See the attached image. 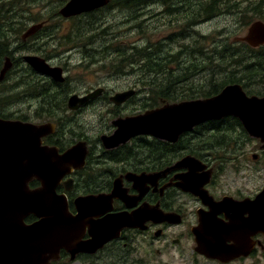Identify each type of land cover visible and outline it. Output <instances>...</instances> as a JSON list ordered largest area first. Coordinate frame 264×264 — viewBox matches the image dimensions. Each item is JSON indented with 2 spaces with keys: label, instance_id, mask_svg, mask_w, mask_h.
<instances>
[{
  "label": "water",
  "instance_id": "obj_1",
  "mask_svg": "<svg viewBox=\"0 0 264 264\" xmlns=\"http://www.w3.org/2000/svg\"><path fill=\"white\" fill-rule=\"evenodd\" d=\"M107 3L108 0H69L60 14L68 18ZM41 27L42 24L29 27L21 36L22 40ZM234 42H243L252 48L264 45V23L253 22L245 36L235 38ZM23 60L36 73L59 83L64 81L60 67H51L35 56H25ZM11 66L10 59L5 58L0 70V83ZM101 93L102 89H97L85 96L72 95L67 107L76 111ZM134 94V90L119 92L110 97V102L120 106ZM226 117L239 120L247 135L258 140L260 149L264 151V97L247 96L240 84L228 85L213 97L164 103L141 114L117 118L112 121L115 127L113 133L100 136V142L106 150L116 149L138 136L175 143L182 134L191 132L195 127ZM54 130L55 125L51 123L35 125L0 118V264H49L58 259L61 248L69 251L72 261L79 253H96L108 242L118 239L123 229L144 231V224L149 220L172 225L180 223L176 215H164L144 207L131 214L106 215L93 220L102 213L100 209L107 199L119 198L126 207L135 205L136 200L122 195L120 179L114 181L109 196L100 194L75 199L77 214L71 216L64 197L57 195L55 189L71 171L70 168L80 169L83 166L87 147L86 142L80 141L59 155L56 148L42 146V138L53 134ZM185 165L190 168V174L194 173L183 179V184L189 187L183 188L184 191L200 198L209 207L207 213L198 215V225L191 229L194 252L220 264L248 257L255 247L250 238L256 233L264 235V187L252 201L236 202L226 198L214 202L202 189L210 177L201 186L200 180L195 177L197 161L182 159L173 169ZM125 178L139 188L153 182L156 175L127 173ZM33 179L40 183V187L29 190L28 183ZM220 214L224 215L226 222L217 217ZM28 215L35 216L38 221L25 226L23 220ZM83 222L89 227L90 239L75 243L77 237L73 235ZM158 234L155 233V236ZM72 241L74 244H71ZM67 247H71L70 250Z\"/></svg>",
  "mask_w": 264,
  "mask_h": 264
},
{
  "label": "rangeland",
  "instance_id": "obj_2",
  "mask_svg": "<svg viewBox=\"0 0 264 264\" xmlns=\"http://www.w3.org/2000/svg\"><path fill=\"white\" fill-rule=\"evenodd\" d=\"M209 1L147 0L140 7L124 10L109 4L94 13V16L75 20L59 17L58 11L62 4L57 0H31L16 4L19 13L17 17L24 22L17 29L18 37L26 28L42 21L47 22L44 32L52 35L32 40L28 44L29 49L15 53L14 58L37 55L49 60L50 65L61 67L66 78L63 86L68 90L67 98L97 88H103L104 94L108 93L110 96L129 89L136 92L129 102L120 107L112 106L105 98L81 114L63 112L59 113L62 116L52 121H35L39 123L57 121L61 125L59 130L64 132V135L62 133L60 135L68 142L74 143L82 139L99 146V137L113 130L111 125L113 120L142 113L144 110L142 107L145 105L158 103V93L165 86L170 85L169 94L184 97L183 100L193 99L191 96H201L200 94L207 91L210 85L215 86L212 83L217 82L216 77L219 80L234 69L232 65H225L228 62L219 65L222 68L217 69L215 62H210L209 59L211 47L224 43L235 44L233 42L235 38L243 37L247 33V24L259 20L260 17L264 18V0H230L228 4L236 3V6L227 10L224 9L226 7H222L224 11H220L221 14H217L218 16L202 24L196 23L195 14L204 13ZM253 5H257L255 11H252ZM22 14L26 17L20 18ZM28 17L35 18L36 21H25ZM131 46L138 48L145 46L153 50L148 51L152 53L151 57L158 55L159 60L163 58L164 61H161L159 66L161 69L166 66L173 74L157 69L158 76H143V72L138 71V65L130 64L127 56L120 62L122 58L119 51L127 50L128 53ZM195 50L197 53L193 54L191 51ZM170 56L177 58L172 61ZM23 62L18 60V65L10 71L9 77L3 82V95L9 94L7 91L10 86L13 90L19 91L15 88L18 76L23 75L20 74L21 71L24 72L22 67L25 70L29 68ZM207 62L209 65H204ZM190 64L197 65L198 70L190 67ZM28 71L34 73L30 68ZM177 75H185L183 79L186 81L178 83L175 79ZM38 76L34 73L35 82H46L44 77ZM27 81H31V78ZM35 101L26 99L14 103L3 108V113L22 111L31 118L36 111L44 110L42 100ZM240 146L243 165L249 167L243 166V170L238 173L230 170L222 179V191L232 193L239 187L244 194L258 192L264 186V168L262 160L258 159L259 163L252 162L251 156L258 154L259 143L243 142ZM214 152L223 153L217 150ZM191 222L189 217L185 225L166 228L160 238H153L152 233L144 234L147 236H136L132 241H126V248L121 253L115 249L114 259H106L113 252V249H106L93 263L84 264H120L121 261L125 264H219L196 255L193 251L192 237L180 235L185 234L186 226ZM177 238L180 241L174 244L173 241ZM261 241L264 245V239ZM118 255L122 256L120 260ZM230 264H264V249L257 248L251 257Z\"/></svg>",
  "mask_w": 264,
  "mask_h": 264
},
{
  "label": "flooded vegetation",
  "instance_id": "obj_3",
  "mask_svg": "<svg viewBox=\"0 0 264 264\" xmlns=\"http://www.w3.org/2000/svg\"><path fill=\"white\" fill-rule=\"evenodd\" d=\"M7 1L12 2L13 0ZM1 6L2 0H0V7ZM103 8L82 13L76 16V18L80 19L94 16V13ZM203 14L204 17H202V13L199 14L196 23L202 24L209 19L207 13L205 14V10ZM37 38L38 37L34 35L31 40ZM91 91L92 90H89L78 95L84 96ZM104 93L105 90L102 89L100 96L89 100L78 110L71 113L81 114V112L87 108H93L101 99L107 98L110 103L111 96L108 93ZM158 102L161 104L165 103L164 100L160 98L158 99ZM69 112L70 111H67L64 114ZM60 113L62 114V112ZM205 125L206 124L202 125L201 128H198L202 130V127ZM59 129L60 128L56 129L54 134L47 135L46 137L42 138V146L56 148L57 153L61 155L75 142H68L63 136V130ZM112 131L106 135H110ZM194 131L195 129L189 134L182 135L175 143L157 140V142L161 143H157V145L151 147L153 148V151L151 152L152 158L150 159L149 154L144 151L149 150L145 146H132L126 144L113 150H106L101 144L99 146L93 145L90 142L84 140L86 142L87 152L83 166L80 169L70 168L71 171L62 178L55 189L57 195L64 197L67 205V211L71 216H76L77 214V210L74 205L75 199L86 196H97L100 194L109 196L113 188L114 181L116 179H120L122 195L132 199L133 201L136 200L135 205L132 207H126V205L119 198H112L110 200L107 199L104 201L103 206L100 209V212L102 213L98 215V218H93V220L102 219L106 215H115L121 213L131 214L140 207H144L151 210L155 209V211L158 213L160 211V213L164 215H176L180 218V224L172 225L168 222H156L149 220L144 224L146 230L141 231L136 228L123 229L118 239L110 241L95 254L84 252L79 253L76 255L74 261H70L69 251L61 248L58 251V259L55 261H50L49 264H84L87 262H93L106 249H113L111 255H115V249L118 253H121L122 250L126 248V241L130 242L136 236H147L149 233H152L153 238H160L164 235V230H166V228L185 225L189 217L191 218L192 222L186 226L187 230L185 231V234L180 235L182 237L184 235L190 236L193 239L191 229L196 228L198 225V215L200 213H207L209 211V207L204 205L200 198L194 196L192 193L184 191L183 188L188 187V185H184L185 183L183 184V179L190 176L192 173H194V171L190 174L191 170L190 168L186 167V165L173 169V167L177 165L182 159L192 158L197 161L198 165H196L194 169L195 174H197L195 177H198V180H200V186L201 183L207 180L208 176L210 177L209 181L203 184L202 189L207 192L214 202H219L226 198H231L236 202H241L246 199L251 201L254 200L257 197L259 191L255 193L246 192L244 194L243 190L238 187L234 189L232 193L230 192V194L228 192H223L221 188L222 179L230 170L238 173L243 170V166L249 167L246 164L243 165V154L240 149V144L213 146L208 144H191L189 140L193 137ZM60 133L63 135H60ZM189 136H191V138H189ZM143 138L152 139L148 137ZM179 141H183V143L178 144ZM132 149H136L138 151H136V154L131 156L129 155L131 153L127 151H134ZM214 150L222 151L223 153L217 154L214 152ZM122 151L127 153L121 156H117L119 154H115ZM251 158L252 162L257 161V163H259L258 159L263 161L264 151L259 149L258 154H253ZM246 161L248 160L246 159ZM114 164H117V166L114 167ZM127 173H132L137 176L141 174H155L156 178H154L155 180H153V182L151 181L150 183H146L143 186L136 188L131 181L125 178ZM39 187L40 183L35 179L28 183L29 190H35ZM217 217L226 222L223 214H220ZM36 221L37 218L35 216L28 215L24 218L23 224L25 226H29ZM77 228H79L78 232L73 235V237H77L75 243L87 242L90 239L88 225L83 222ZM157 232L159 234L158 236H155V233ZM250 239L256 243V247L255 250L253 249L254 251L249 257L254 255L256 249L259 248V246L264 247L261 241L264 239V235L261 233H256ZM176 240L179 243L180 239L177 238ZM71 244H74V242L72 241ZM67 248L70 250L71 247Z\"/></svg>",
  "mask_w": 264,
  "mask_h": 264
},
{
  "label": "trees",
  "instance_id": "obj_4",
  "mask_svg": "<svg viewBox=\"0 0 264 264\" xmlns=\"http://www.w3.org/2000/svg\"><path fill=\"white\" fill-rule=\"evenodd\" d=\"M144 1L147 0H112L111 4L112 6H116L119 9L124 10L140 7ZM229 1L230 0H210L209 4L204 9L208 15V18L210 19L215 16H218L217 14H221L220 11H224V9L227 10L236 6V3H233L231 5L228 4ZM20 3H22V1L20 0H13L12 2H6L2 0V6L0 7V69L6 57H9L11 59L12 69L16 67L18 65V60L21 61V58H14V54L18 53L19 51H25L29 49L28 44L31 39L27 40L26 42H22L20 37H18L17 33V29L24 24L23 19H19L17 17L19 16V13L17 11L16 4ZM257 5H253L252 11H255V9H257ZM222 7L226 8L222 9ZM25 17L26 16L23 14L20 15V18ZM197 17H199V15L196 13L194 16L195 22L197 20ZM202 17H204L203 13ZM17 19L20 21H18ZM258 19L262 21L264 20L263 17H260ZM25 21L35 22L36 19L28 17ZM249 25L250 23L246 26ZM44 31L45 30L42 29L37 33V35L40 36L37 38V40L44 39L45 37L52 35L50 33L46 34V32ZM12 44H14L15 46H10ZM128 51V53L127 50L119 51V55L122 58L120 59V62H122L128 57L131 61L130 64L138 65V71H142L143 76L156 77L158 76L157 69H163L164 71L173 74V71L171 69L167 70L166 66H163L161 69L159 65H161L160 63H162L164 59L162 58L159 60L160 57H157L158 55L151 57L152 53L150 52H153V50L148 49V47L144 46L143 48H138L136 46H131ZM191 52H193V54L195 52L197 53L196 50ZM179 54L180 53H178V55ZM176 58L177 57L170 56V59L172 61H174ZM209 59L210 62H215V64L217 65V69H221L222 67L219 65H224L226 62H228V64L225 65H232L234 69L229 72L227 76L219 78V80H217L216 77L215 80L217 82L212 83L215 86L210 85L207 91L200 94L202 97L196 95L191 96V98H205L214 96L218 94L225 85L228 84H240L242 85L247 94L264 96V47L253 49L244 43H235L232 45L229 43H224L211 47ZM204 65L207 66L209 65V63H204ZM189 66L193 67L195 70H198L197 65L190 64ZM27 69L29 70V68ZM27 69L25 70L22 67V70L24 72L21 71L20 74L23 73V75L18 76V82L15 88L19 91L13 90V87L10 86L7 91L9 92V94L3 95V83L0 84V118L16 119L21 121H29L36 119L54 120L55 118H59L61 116L59 113L66 111V94L68 90L64 89V84H58L52 81L46 80V83L38 81L35 82L36 79L34 78V73L28 71ZM217 71L220 72V70ZM9 74L10 72L6 75L5 80L9 77ZM183 77H185V75H177L175 79L178 81V83L180 81H186V79L184 80ZM29 78H31V81H27L29 80ZM169 86H165L163 89L160 90L157 97L158 99H163L165 102H176L178 100L184 99V97H177L174 94H169ZM26 99L42 100V106H44V110L36 111V113L31 115V118L26 116L22 111H19L18 113H3V108H5L6 106L9 107L14 103L17 104V102L20 103L22 101H25ZM158 106L159 103L155 102L153 104H148L147 106L145 105V107L142 108L146 110ZM57 125L59 126V128L61 127L60 123H57ZM202 128V130H200L199 128L195 129L193 137L189 140L191 144H208L212 146L239 145L243 142L249 141V139L243 132L241 125L234 118H225L219 122H210ZM76 137L78 138V136ZM157 143L160 144L161 142L159 143L157 142V140L154 139L137 137L127 145L147 147L149 150L144 151L149 154L150 159L152 158L151 152L153 151V148L151 147H154L155 145H157ZM181 143H183V141H179L178 144ZM132 150L134 151H127L131 153L129 154L131 156L136 154V151H138L136 149ZM127 152L122 151L120 153L115 154H119L117 156H121L126 154ZM115 256L116 255L107 256L106 259H114ZM117 257L120 260L122 256L118 255ZM120 264H125V262L121 261Z\"/></svg>",
  "mask_w": 264,
  "mask_h": 264
}]
</instances>
